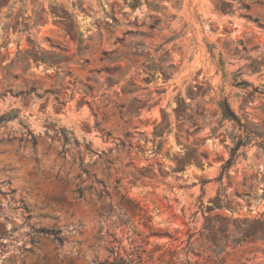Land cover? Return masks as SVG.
I'll return each mask as SVG.
<instances>
[{
    "label": "rangeland",
    "instance_id": "1",
    "mask_svg": "<svg viewBox=\"0 0 264 264\" xmlns=\"http://www.w3.org/2000/svg\"><path fill=\"white\" fill-rule=\"evenodd\" d=\"M5 114L0 264H264V0H0Z\"/></svg>",
    "mask_w": 264,
    "mask_h": 264
},
{
    "label": "trees",
    "instance_id": "2",
    "mask_svg": "<svg viewBox=\"0 0 264 264\" xmlns=\"http://www.w3.org/2000/svg\"><path fill=\"white\" fill-rule=\"evenodd\" d=\"M221 108L223 110V116L225 118H230V119L238 122V117L230 110V107L226 101H223L221 103ZM16 117H17V114L14 116L11 114L2 115V116H0V124L4 123V122H8L11 119H14ZM61 131H62V137H63L65 146L66 145H72V144H74L76 146L79 145L78 140L70 137L66 129H62ZM241 146L242 145L238 143L236 145V147L233 149L232 156L227 161L224 169H228L233 164V161H234V158L236 157L237 151L240 149ZM75 194L78 196V199L84 198V191L81 187H78L75 190ZM106 196H108V192L106 191V189H103L99 193V198L103 199ZM128 202L133 207V209H138V204H135L131 200H129ZM23 209H24V211L27 210L26 207H23ZM38 233H44L48 237H51L53 239V241L56 242L60 247H62L64 245V239L61 236L62 235L61 231L49 230L47 232L40 231ZM114 241L116 243H118L117 240H114ZM140 250H141V248L138 247L131 254H128L126 256H122L119 252H117V248H114V247L109 248L108 252L111 255L112 259L106 260V261H104V263H100V264H133V262H142V252ZM220 253H221L220 251L213 250L212 256H210L211 260H213L216 264H223V262H224L222 259H220Z\"/></svg>",
    "mask_w": 264,
    "mask_h": 264
}]
</instances>
